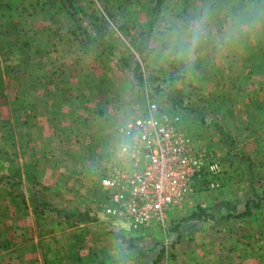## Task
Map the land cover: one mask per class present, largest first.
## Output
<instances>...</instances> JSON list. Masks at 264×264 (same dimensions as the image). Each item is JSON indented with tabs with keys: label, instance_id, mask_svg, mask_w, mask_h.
I'll return each mask as SVG.
<instances>
[{
	"label": "rangeland",
	"instance_id": "374dc122",
	"mask_svg": "<svg viewBox=\"0 0 264 264\" xmlns=\"http://www.w3.org/2000/svg\"><path fill=\"white\" fill-rule=\"evenodd\" d=\"M170 2L171 0H0V191L5 189L1 182V154L4 143L11 140L7 137L10 130L23 127V123L35 127L40 125L43 142L50 145L55 141V150H58L53 155L55 153L51 154L52 151L48 148L47 154L49 157L55 156L53 158L58 161L70 158V155H66L72 154L73 145L90 148L92 145L96 146L98 149L93 155H83L81 159L97 163L98 158L107 157L110 151L111 146L107 143L110 132L116 136L111 130L103 131V121L111 122L113 116L124 114L130 105L137 104L132 109L133 114L144 108L148 99L165 103L167 110L177 113L181 121H185L186 129L202 139L216 154L219 184L223 183V177L220 179V176L224 173V166L228 165L230 159H235L238 162L240 160L242 166L236 164L237 169H231L229 174L237 175L238 170L240 173H247L249 183L253 181V185L257 186L259 178L264 176V168L257 166L256 159L260 155L264 159V130L257 128L256 123L249 126L247 135L250 140L262 147L257 149L251 142V148L260 150V153L251 154L253 151L242 147L243 145L238 147L240 135L229 133V120L221 117L216 110L221 105L224 109H229L230 99V106L240 110V103L236 99L240 98V88H237L236 82H257L259 74L264 73V69H244V78H240L238 68H244L240 63L242 56L236 58L240 52L243 56L249 55L250 61L254 60L264 66V0H214V6L209 3V8L205 9L207 18L214 20V24L218 20L220 27L222 22L229 23V34L234 35L228 41L229 52L217 54L212 47L202 49L199 40L198 51L202 49L207 55L198 56L195 54L197 50L187 58L171 55L169 65H163L159 59L164 56L163 62H166V53H161L160 47L167 42L171 49L174 47L177 50L179 38H172L173 32H170L169 41L163 39L165 25L162 19L148 24V18L166 16L163 6L170 5ZM182 6L178 8L177 15L186 8ZM196 15L198 20L195 17L189 19V26L200 24V12ZM239 30L243 34L242 38L237 36ZM240 45H243V51L237 48ZM256 48H259L258 53L254 52ZM252 53L255 58H252ZM134 60L139 61L145 76H153L151 82L134 81L133 86L124 85V82L133 77L131 66ZM88 70L90 83L93 82L88 94L82 92L80 86L69 85L82 82V76H87ZM108 79L114 82H107ZM35 86L39 89L38 92ZM122 93L126 96H122ZM73 95L75 98L70 99ZM28 96H32L29 104L25 99ZM77 96L86 100L73 103L71 100ZM102 97L105 102H102ZM100 102L102 105L99 109L95 107L94 114H90L92 106ZM4 105H9V113ZM106 106L109 110L105 109ZM248 117L244 120L254 118ZM52 124L57 126L58 134L55 133L50 140L49 128L53 127ZM85 139L89 141L86 142ZM82 170L86 172L84 167ZM204 175L206 177V173ZM214 189H198L202 200L192 197V202L185 204L186 207L207 208V199L212 195L209 192ZM41 202L48 209L49 204L43 200ZM184 206L174 210L178 214L184 213ZM205 212L209 214V219L214 218L210 211L206 209ZM255 219L262 220L260 224L263 227H259V230L251 223ZM255 219L246 221L251 224V229L248 234L243 235L245 246L240 248L245 249L244 257L249 261L264 256V216H257ZM211 226L210 220L200 223L204 237L199 240H210L212 245L209 250L205 249L206 254L209 253V258L218 260L219 257L226 256V249L228 252L231 249L229 240L225 239L229 236L225 237L220 230L216 233L217 230ZM207 232L209 234L206 236ZM232 237L236 239L237 235ZM14 238L15 241H23V238ZM164 241L168 244L166 238ZM223 242L225 243L221 245ZM20 245L21 243L15 245L17 251ZM162 245L164 242L161 241L160 254H163ZM234 250L241 252L239 249ZM169 253L172 254L170 250ZM233 254H236L235 258L239 257L236 251Z\"/></svg>",
	"mask_w": 264,
	"mask_h": 264
},
{
	"label": "crops",
	"instance_id": "0c3cea01",
	"mask_svg": "<svg viewBox=\"0 0 264 264\" xmlns=\"http://www.w3.org/2000/svg\"><path fill=\"white\" fill-rule=\"evenodd\" d=\"M213 1L186 0L184 2L178 0L176 2V0H171L170 5L163 6V12H167L166 16L156 18L150 16L148 18V24L154 20L162 19V23L165 25V32H162L163 39L166 38L169 41L170 32H173L172 38H179L177 50L174 47L171 49L170 44L163 42L159 51L166 53V62H163L164 56H160L161 64L169 65L168 59L171 55L187 58L196 50L195 54L198 56L207 55L203 52L204 50L202 51L207 47H212L217 54L229 52L228 41L229 38L233 39L234 37L233 34H229V23L222 22L223 25L220 27L218 20L214 24V20L211 21L207 18L205 9L209 8V3L214 6ZM182 5L186 8L177 15L176 12ZM186 12L189 14L186 15ZM197 12H200V24L189 26V19L193 17L197 19ZM170 14L171 16L168 17ZM226 19L228 22L229 16ZM169 25L173 29H170ZM238 32L237 36L242 38L243 34L240 30ZM212 39L213 42H211ZM199 40L201 41V51H198ZM237 48L241 51L244 49L243 45L237 46ZM247 49L249 50L248 47ZM258 51L259 48H256L254 52L258 53ZM252 55L254 56L252 58H255V54L252 53ZM239 56H242L240 63L244 67L243 69L238 68L240 78H244V69H251V71L264 69L262 64L254 60L250 61L249 55L243 56L239 52L236 58H240ZM131 67L134 73L133 77L128 82H124V85L133 86L132 82L134 81L137 83L151 82V79H154L153 76H145L139 61L134 60ZM43 68L45 69V66ZM259 79L257 82H236L237 88H240L238 96L241 99L236 98L240 103V110L230 106V98L229 109H224L221 105L220 109L216 110L221 117L229 120V133L240 135L238 147L243 145L242 147L253 151L251 154L260 153V150L251 148V142L257 149L262 147L250 140L247 135L249 126L256 123L257 128L264 130V73L259 74ZM90 82L88 70L87 76H82V82H77L79 85L76 82L69 83V85L71 87L73 84L77 87L80 86V90L88 94L89 88L93 86V82ZM107 82L114 81L108 79ZM114 88L115 85L112 86L113 90ZM35 90L39 91L36 86ZM122 96L126 95L122 93ZM31 98L32 96L25 98L27 104ZM71 98H75L74 95L70 96ZM101 99L102 102H105V98ZM79 100L85 101L86 99L77 96L71 101L77 104ZM100 105H102L101 102L93 105V111L90 114H94L95 107L99 109ZM136 105H130L124 114L118 113L119 115L116 117L113 116L111 122L110 120L103 121V131L111 130L116 133V127L131 115L132 109ZM4 106H7L9 113V105ZM70 107L72 106L70 105ZM103 108L102 106L101 109ZM105 109L109 110L107 106ZM251 116H254L253 120H244L247 117L250 119ZM23 124V127L10 130L11 133L9 131L7 137L11 140H8L7 144L4 143L1 154V166L3 167L1 182L5 189L0 191L2 200L0 202V216H2V222H0V264H155L160 259V253H162L160 245L164 238H166L172 253L170 255L172 264H264V256L249 261L244 257L246 256L244 255L245 249H240L245 246L242 241L243 235L248 234L251 229V224H247L246 221L251 218L255 219L257 216H264V195L262 196L264 176L259 178L257 186H255L253 181L249 183L250 179L249 176L247 177V173H240L238 170L239 174L237 175L229 174L231 169H237L235 168L236 164L242 166L240 160L238 162V160L230 159L228 165L224 166V173L220 176V179L223 177V183H220L217 189L211 190L213 192H209L212 195L207 199L209 203V205L207 203V208L201 206L189 208L185 205L184 210L188 211L186 214H184L185 212L178 214L177 210L172 209L167 214L163 229L154 223L146 229H139L104 214L101 211V206L94 202H98L100 197V187L96 181L98 174H95L99 171L106 156L98 158L97 163L93 160L81 159V157L87 154L93 155V152L98 149L96 146L92 145L90 148L73 145L71 146L72 154L66 155L67 157L70 155V158L58 161L53 158L55 156L49 157L47 154L48 148L52 151L51 154L55 153L53 155H56L58 150H55V141L50 145L43 142L41 126ZM181 124L185 129L187 128L185 121H181ZM49 130L50 140H52V136L55 133L58 134L57 126H53ZM108 139L107 143L111 146L116 137L110 132ZM84 141L88 142L89 140L85 139ZM260 156L256 157L257 166L264 168V159ZM83 167L86 172L82 170ZM200 194L196 191L193 197L202 200ZM42 200L49 204L48 209H45ZM252 200H257L256 206L252 205ZM201 204L200 201L199 205ZM245 207L248 208L246 214H244ZM206 209L213 215V219L208 218L209 214L205 212ZM209 220L211 227L217 230L216 233L220 230L225 234V237L229 236L225 239L229 240L231 249L229 252L226 249V256L219 257L218 260L217 258L213 260L212 257L209 258V253L206 254L205 249L209 250V246L212 245L210 240L205 239L203 242L199 240L204 237V234H201L200 223H207ZM255 220L251 223L259 230V227H263L260 224L261 219ZM208 234L209 232L206 233V236ZM231 235H237V238L234 239ZM15 236L23 238V241H15ZM187 236L191 239H187ZM17 243H21L18 251L15 247ZM234 249H239L241 252ZM235 251L239 255L238 258H235L236 254H233ZM237 259L240 261L237 262Z\"/></svg>",
	"mask_w": 264,
	"mask_h": 264
},
{
	"label": "built area",
	"instance_id": "2783aa9c",
	"mask_svg": "<svg viewBox=\"0 0 264 264\" xmlns=\"http://www.w3.org/2000/svg\"><path fill=\"white\" fill-rule=\"evenodd\" d=\"M115 135L95 174L101 193L94 202L110 217L139 229L153 223L163 229L167 214L191 201L198 189L219 186L216 154L162 101L148 99ZM162 242L156 264H172Z\"/></svg>",
	"mask_w": 264,
	"mask_h": 264
},
{
	"label": "trees",
	"instance_id": "16d2710c",
	"mask_svg": "<svg viewBox=\"0 0 264 264\" xmlns=\"http://www.w3.org/2000/svg\"><path fill=\"white\" fill-rule=\"evenodd\" d=\"M262 195H264V192L262 193ZM252 205L253 206H256L257 205V200H252ZM248 213V208L245 207V210H244V214Z\"/></svg>",
	"mask_w": 264,
	"mask_h": 264
}]
</instances>
